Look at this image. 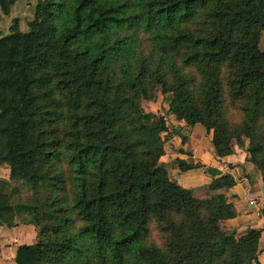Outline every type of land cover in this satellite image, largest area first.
Listing matches in <instances>:
<instances>
[{
  "label": "trees",
  "instance_id": "16d2710c",
  "mask_svg": "<svg viewBox=\"0 0 264 264\" xmlns=\"http://www.w3.org/2000/svg\"><path fill=\"white\" fill-rule=\"evenodd\" d=\"M16 2L0 0V22ZM14 21L0 24V165L32 195L0 187V225L37 229L14 264H263L262 230L225 225L236 208L217 191L235 178L204 197L172 178L166 115L143 102L160 88L264 183V0H38L28 31Z\"/></svg>",
  "mask_w": 264,
  "mask_h": 264
},
{
  "label": "crops",
  "instance_id": "0c3cea01",
  "mask_svg": "<svg viewBox=\"0 0 264 264\" xmlns=\"http://www.w3.org/2000/svg\"><path fill=\"white\" fill-rule=\"evenodd\" d=\"M164 115L169 129L165 133V154L161 161L166 165L170 176L182 186L192 187L190 189H193L198 197H204L211 190L209 187L214 180L227 174L232 175L236 180L235 184L217 191L225 193L236 208V216L227 220L225 225L227 229L235 230L239 235L246 234L250 228L261 229L263 251L259 260L264 264V183L260 171L247 160V151L237 147L234 153L219 158L212 143V136L202 125L188 126L168 111ZM184 136L186 140L183 139ZM177 159L188 163H201L203 166L182 171L175 163ZM169 166L172 167L171 171ZM251 201H254V204H251Z\"/></svg>",
  "mask_w": 264,
  "mask_h": 264
},
{
  "label": "rangeland",
  "instance_id": "374dc122",
  "mask_svg": "<svg viewBox=\"0 0 264 264\" xmlns=\"http://www.w3.org/2000/svg\"><path fill=\"white\" fill-rule=\"evenodd\" d=\"M37 3L38 0H17V2L12 6L9 14L2 13L0 24L3 35H7L11 32L12 25L14 24V20L16 18L19 21L20 28L23 31H28V23L34 17ZM169 99L170 95L163 94L159 88L156 97L150 101L145 100L143 102V107L146 111H152L159 115L166 114L169 108ZM171 168L172 167L169 166L170 171L172 170ZM2 179L8 182H5L3 184L1 182ZM0 187L3 191L11 190L12 188H18L19 190L15 192L14 196V199L16 200L26 199L32 195V192L27 185L20 184L10 179V170L5 164L0 165ZM202 189L203 188H201L200 190L201 192L203 191ZM18 224V226H15L13 228H9L6 225H0V243L2 246V251L4 252H2L0 258L1 264H14V252L19 244L25 242L30 243L36 240L37 229L33 227V225H25L20 221Z\"/></svg>",
  "mask_w": 264,
  "mask_h": 264
},
{
  "label": "built area",
  "instance_id": "2783aa9c",
  "mask_svg": "<svg viewBox=\"0 0 264 264\" xmlns=\"http://www.w3.org/2000/svg\"><path fill=\"white\" fill-rule=\"evenodd\" d=\"M250 203H251V204H254V201H251Z\"/></svg>",
  "mask_w": 264,
  "mask_h": 264
}]
</instances>
